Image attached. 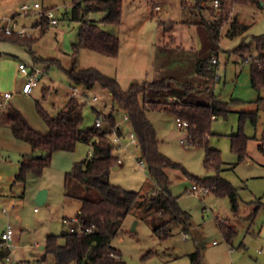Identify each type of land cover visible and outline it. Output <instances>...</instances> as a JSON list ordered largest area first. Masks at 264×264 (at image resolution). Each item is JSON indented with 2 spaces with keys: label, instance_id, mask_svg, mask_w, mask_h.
I'll list each match as a JSON object with an SVG mask.
<instances>
[{
  "label": "rangeland",
  "instance_id": "1",
  "mask_svg": "<svg viewBox=\"0 0 264 264\" xmlns=\"http://www.w3.org/2000/svg\"><path fill=\"white\" fill-rule=\"evenodd\" d=\"M155 1L160 2L157 11L153 10ZM185 1L187 8L182 6V0H122L120 23L101 24L105 30L118 36V56L110 57L82 49L77 57L76 68H96L115 77L124 90L133 83L153 82L164 77H174L197 87L212 88L213 78L201 73L198 65L213 55L217 56L221 78L217 88L212 90L223 100L234 101L230 102L226 116L212 120L208 145L220 151L223 164L218 174L236 189L237 212L234 213L225 195L209 192L195 196L188 191L193 183L203 185L199 181L217 173L204 164V146L181 143V138L186 136V129L177 126L176 116L172 112L147 110V117L159 140L158 150L176 163L175 166L165 167V172L170 180L171 194L178 197L180 208L189 213L190 224L185 226L172 221L167 226V235L156 234L153 227L159 222V216L154 209L145 210L142 206L133 208L111 238V245L120 251L125 264H191L189 255L196 249L202 253V264L264 262L261 256L255 261L249 258V254L256 255L250 243L244 258H235L218 227V222L236 221L240 230L238 236L232 239L236 244L238 239L244 236L248 239L252 232H259L264 223V105L253 103L257 96L264 97V88L256 92L247 75L248 61L257 54L255 39L264 37V0L236 4L231 9L229 19L221 24L218 48L213 47L207 28L200 23L202 18L218 21V12L209 10L211 0H201L200 11L193 6L196 0ZM34 2H38L41 8L54 10L56 22L39 35L32 46L36 56L51 59L52 62L45 68L32 92L23 94L17 90L21 86V77L12 61L20 59L29 62L32 56L22 46H18L20 52L14 55L1 50L0 59L5 62L0 63V92H12L13 98L6 102L17 107L35 130L46 132V125L36 111V102L52 116L68 102L72 85H69L65 69L72 66V44L77 41L80 24L64 17V13L70 10L71 0H0V23L8 22V18L20 14L21 4L32 6ZM236 13L248 27L245 32L229 37V21ZM102 16V12L91 14V18L96 20ZM16 20L19 27L28 28L26 36L38 35V26H34L38 17L34 12L20 15ZM138 27L145 29L141 32L143 34L135 30ZM150 37L154 40H149ZM172 37L173 42L170 39ZM87 94L85 102L80 97L76 98L84 103V127L92 126L98 113L104 115L110 112L113 104L109 91L99 84H95ZM163 95L159 94L160 97ZM93 96H97V99L92 100ZM248 111L256 112V120L252 122L246 119L241 124L240 113ZM114 115L127 137L131 126L124 112L119 109ZM240 127L248 138L246 156L238 161L237 154L230 148V136L238 132ZM127 141L123 137L122 142L126 144ZM4 148H0V195L4 198L7 215L2 218L0 215V220L3 222L2 227L7 221L13 227L14 246L9 255L10 260L0 259V264H10L15 259L38 260L42 255L39 246L44 244L48 234L68 231L62 217L77 215L81 205L79 196L98 197L95 192L84 191L79 182L68 181L67 186L64 183L65 174L75 162L91 153L92 144L78 142L73 151L54 152L51 162L43 168L41 177L29 175L25 186H16L14 195L8 193L10 180L15 163L21 157L17 150ZM113 153L119 162L117 168L111 169L109 181L143 196H151L157 186L146 165H138L139 149L134 144H128L127 147L116 145ZM41 184L45 186L43 189L49 188V195L44 203L39 204L36 201L38 192L35 195L33 192ZM67 191H73V195H66ZM249 207L256 208L253 215L247 212ZM247 227L250 233L245 232ZM261 237H257V240H261ZM214 240L218 243L213 244ZM59 241L62 243L63 238ZM259 248L257 246L255 251Z\"/></svg>",
  "mask_w": 264,
  "mask_h": 264
},
{
  "label": "trees",
  "instance_id": "2",
  "mask_svg": "<svg viewBox=\"0 0 264 264\" xmlns=\"http://www.w3.org/2000/svg\"><path fill=\"white\" fill-rule=\"evenodd\" d=\"M260 1L219 0L218 10L210 7L212 13L218 12L216 13L218 21L202 18L200 23L207 28L213 47L218 48L221 24L229 19V13L236 4ZM200 2L201 0H196L193 4L199 11L202 8ZM182 6L188 7L185 0H182ZM95 12H102L103 16L98 20L91 18V14ZM121 16L122 0H71L70 10L64 13V17L78 22L80 26L77 41L72 44V66L65 69V73L70 85L81 84L91 89L95 84H99L109 91L113 104L110 112L104 115L111 125H116L114 114L119 109L127 116L137 139L139 159L144 161L157 189L151 196H143L109 181L111 169L118 164V157L113 153L114 146L108 135L109 128L106 124L82 126L84 103L76 98H69L54 116L48 114L36 102V111L47 126L46 132L35 130L15 106L7 105L0 109V124L7 126L14 138L27 143L32 149V154L23 155L19 161V169L12 178L11 187L24 186L29 175L41 176L43 168L51 162L54 152L73 151L78 142L92 144L91 153L74 163L73 168L65 174L64 183L67 186L68 181L79 182L84 191L98 194L94 199L79 196L81 205L76 215L83 227L93 224L94 231L77 233L64 230L59 234H48L43 244L42 255L36 260L37 264H125L120 251L111 245V238L118 232L121 223L133 208L142 206L145 210L154 209L159 216V222L153 227L156 234L167 235V226L172 221L185 226L189 224V213L180 208L178 197L171 194L170 180L165 172V167L175 166L176 163L158 150L159 140L154 126L147 117V110H168L176 118L188 122L186 137L190 141L189 145L204 146V164L217 172L216 175L199 181L200 184L208 186L211 192L227 196L232 210L237 211L236 189L218 174L223 164L220 151L208 145L212 120L218 116H226L233 99L223 100L210 87H197L174 77L133 83L124 90L115 77L108 76L96 68H76L77 57L82 49L110 57L118 54L120 45L118 36L105 30L101 24L117 25L121 21ZM51 24L47 17L38 19L34 23L39 29L37 36L5 33L0 30V40L25 47L30 52L32 61L46 65V68L52 60L36 56L32 46ZM247 27L246 23L239 21L234 15L230 18L227 35L234 37L245 32ZM255 42L258 54L250 57V61L248 58L246 60L249 62L251 86L260 91L264 88V37L256 38ZM210 59L200 62L199 71L214 77L215 68L208 67ZM161 93L164 94L162 97L159 96ZM253 103L257 106L264 105V97L259 95ZM246 119L254 122L256 112H241L240 123ZM117 128L121 132L120 127ZM247 138L241 127L230 136V148L237 154L238 161L246 156ZM34 152L38 154L33 155ZM66 195H73V191H67ZM219 228L225 239L230 241L235 231L224 222H219ZM60 238H63L62 243L59 242ZM7 253L8 251L0 248V259L2 260ZM111 253L118 255L119 258L112 256ZM49 257L52 258L51 261L48 260ZM189 257L191 264H202V253L199 249L193 251Z\"/></svg>",
  "mask_w": 264,
  "mask_h": 264
},
{
  "label": "built area",
  "instance_id": "3",
  "mask_svg": "<svg viewBox=\"0 0 264 264\" xmlns=\"http://www.w3.org/2000/svg\"><path fill=\"white\" fill-rule=\"evenodd\" d=\"M205 2L206 0H202ZM211 7L218 10L219 9V0H211ZM159 8V3H156L154 6V9ZM20 14H16L14 16H11L7 19L9 22H2L0 23V30H3L5 33H17L19 35L27 34L28 28L24 26H18L16 18L20 15H27L28 13L34 12L38 19H41L43 17H47L50 19L51 23H55V14L53 9L49 8H41V5L38 2H34L33 5H29L27 3H23L20 6ZM213 65H215V78H218V70L217 67V59L215 57H212L210 61ZM18 73L21 77V86L20 91L25 94H29L33 87L38 83L40 76L45 72V66L36 64L32 61L26 62V61H19L17 65ZM87 89L84 85L76 84L72 85L70 87V93L69 98H78L80 97L84 102L87 100L88 94ZM12 93L9 91H4L0 94V108L4 106L6 101L11 97ZM97 96H93L92 100H96ZM127 119V116H125ZM95 126H102L103 124H106L109 128L108 135L110 136L111 143L113 146L116 145H124V147L128 146V143L124 144L122 142L123 135L121 132H119L117 125H111L109 121L106 119L105 115L103 113H98L96 116V119L94 121ZM176 124L179 128H187L188 122L181 118H176ZM129 141L131 144H134L138 148L137 139L134 135V132L131 130L128 134ZM181 143L183 144H190L189 139L185 136L182 138ZM119 162V159H118ZM139 166H144V161L142 159H139L138 161ZM191 193H193L195 196H200V194H207L211 192L210 188L206 185H199L198 183H193L189 190ZM0 211L4 214H7L6 207L3 205V199L0 197ZM62 222L67 225L68 231L70 232H77V233H90L94 231L95 226L93 224L89 226L83 227L80 223V220L77 216L74 217H64L62 219ZM13 238H14V230L11 224L7 221L1 232H0V248L8 251L6 256L4 257L6 260H10V252L13 244ZM257 253L264 256V248L257 249ZM112 256L119 258L118 255L112 254ZM10 264H37L36 260H25V259H15L14 261H10ZM256 264H264L263 261H259Z\"/></svg>",
  "mask_w": 264,
  "mask_h": 264
},
{
  "label": "crops",
  "instance_id": "4",
  "mask_svg": "<svg viewBox=\"0 0 264 264\" xmlns=\"http://www.w3.org/2000/svg\"><path fill=\"white\" fill-rule=\"evenodd\" d=\"M156 3H159V8H160V2L159 1H155L154 2V4H153V10H155V11H157V10H159V8L158 9H154V6H155V4ZM262 5H263V3H261ZM237 18H238V20H240L241 22H243L239 17H238V13H236V15H235ZM135 30H137L138 31V34H143V33H141L143 30H145V29H143V30H141V28H135ZM171 39V42H173V39H174V37H172V38H170ZM149 40H151V41H153L154 39H153V37L151 38H149ZM120 46V45H119ZM172 47V46H171ZM1 50H4V51H7V52H9V53H13V55H14V53L15 52H20V50H19V48H18V45H16V44H14V43H11V42H8V41H5V40H0V53H1ZM118 53H119V51H118ZM257 54H258V52H257ZM256 54V55H257ZM117 56H118V54H117ZM0 57H1V55H0ZM212 57H215L216 59H217V67H216V69L218 70V58H217V56H215V55H213ZM2 61H4L5 62V60H3V59H0V63L2 62ZM12 61V60H11ZM19 61H24V60H17V62L16 61H12L13 63H14V65H15V69H17V65H18V62ZM209 64H208V67L210 68V67H215V65H213L211 62H208ZM248 66H249V63H248ZM18 70V69H17ZM1 68H0V73H1ZM247 75H248V81L250 82V71H249V68H247ZM0 78H1V75H0ZM213 78V83H212V88L214 89V88H217V82H219V80H220V78H221V76H220V74L218 75V78H215V77H212ZM37 85V84H36ZM35 85V86H36ZM70 85V84H69ZM250 85H251V83H250ZM34 86V87H35ZM33 87V88H34ZM252 87V86H251ZM211 88V87H210ZM253 88V87H252ZM254 89V88H253ZM17 90L19 91V92H21L20 91V88L18 89L17 88ZM255 90V89H254ZM4 92V91H3ZM32 92V91H31ZM30 92V93H31ZM256 92H258L257 90H256ZM2 92H0V94H1ZM12 93V92H11ZM22 93V92H21ZM29 93V94H30ZM70 93V92H69ZM13 94V93H12ZM23 94H25V93H23ZM220 97V96H219ZM258 97V96H257ZM257 97H256V99H257ZM10 98H13V95H11V97ZM9 98V99H10ZM221 98V97H220ZM8 99V100H9ZM222 99V98H221ZM255 99V100H256ZM0 100H1V98H0ZM254 100V101H255ZM6 104L5 105H12V104H10L9 102H5ZM17 108V107H16ZM1 109V108H0ZM18 109V108H17ZM126 116V115H125ZM126 119V118H125ZM27 120V119H26ZM127 120V119H126ZM128 121V120H127ZM116 123H117V126L118 127H120V129H121V133H122V135H123V137H125L128 141H127V143L128 144H131L130 143V141H129V136H127L126 137V135H125V133H124V129L122 128V126H121V124L120 123H118L117 121H116ZM30 124V123H29ZM130 124V123H129ZM33 128H34V126H32ZM34 129H36V128H34ZM45 131H47V126H46V130ZM210 137H211V134L208 136V142H209V140H210ZM182 139V138H181ZM8 148V149H15V150H17L18 152H19V154H20V157L22 158V156L23 155H26V154H32V149H31V147L27 144V143H25V142H23V141H20V140H17L16 138H14L13 137V135H12V133H11V130L7 127V126H4V125H1L0 124V148ZM4 148V149H5ZM213 148H216V147H213ZM217 149V148H216ZM21 158L19 159V160H17V162L15 163V166H14V172H12L13 174H12V178L14 177V175L17 173V171H18V169H19V161L21 160ZM7 161V160H6ZM9 163H11V162H9ZM117 166V165H116ZM118 167V166H117ZM39 177H41V176H39ZM38 177V178H39ZM10 181H12V179L10 180ZM27 181V180H26ZM10 184H11V182H10ZM25 185H26V182H25ZM24 185V186H25ZM43 187H45V186H43V184H41V185H38L37 187H36V189L34 190V192H33V195H35L37 192H39V190H41V189H43ZM15 189H16V186L15 187H9V195H14V194H16L15 193ZM169 189H170V186H169ZM189 191V190H188ZM171 192V191H170ZM2 195V194H1ZM0 195V197L2 198V196ZM48 195H49V188L47 187V189H46V200L48 199ZM3 199V203H4V198H2ZM45 200V201H46ZM44 201V202H45ZM4 205V204H3ZM255 210H256V208L254 207V208H248V210H247V212H250L249 213V215H253V213L255 212ZM235 212H237V211H234V213ZM0 215H1V218H2V216L3 215H7V214H4V213H2L1 211H0ZM64 217H68V216H63L62 217V219L64 218ZM224 223H226L230 228H232L234 231H235V233H234V235H233V237L235 238V237H237L238 236V231H240L239 230V227H238V223L236 222V221H234V220H231L230 222H225V221H223ZM2 219L0 220V225H1V230H2ZM190 224V223H189ZM3 226H4V224H3ZM218 227H219V222H218ZM220 229V228H219ZM1 232V231H0ZM245 232L246 233H250V231L248 230V227L246 228V230H245ZM222 236H223V234H222ZM244 236V235H243ZM242 236V237H243ZM260 236H262L261 237V240H257V237H260ZM233 237L231 238V240L230 241H228V240H226L225 239V237L223 236V239H224V241H225V243H226V245L230 248V252H234V256H235V258L237 257V258H244V255H246V251H247V249H248V244L250 243V245L252 246V248L254 249V252H256V255L255 254H253V255H251V254H249V258L250 259H252L253 261H255L258 257H264L263 255H260V254H258L257 253V250L255 251V249H256V247L258 246V247H260V248H264V223H263V225H262V227L260 228V230H259V232H257L256 234L254 233V232H252L251 233V235H250V237H248V239L246 238V236H244V238H242V239H238V241H237V243L235 244L233 241L234 240H232L233 239ZM60 242V241H59ZM213 244H217L218 242L216 241V240H214L213 242H212ZM233 250H235V251H233ZM244 252H243V251ZM242 251V252H241ZM243 255V256H242ZM50 261V260H49Z\"/></svg>",
  "mask_w": 264,
  "mask_h": 264
},
{
  "label": "water",
  "instance_id": "5",
  "mask_svg": "<svg viewBox=\"0 0 264 264\" xmlns=\"http://www.w3.org/2000/svg\"><path fill=\"white\" fill-rule=\"evenodd\" d=\"M113 168H117V166H114ZM45 200H46V189H41V190H39V192L36 196V201H37V203L42 204V203H44ZM39 248L41 250H43L44 245H40Z\"/></svg>",
  "mask_w": 264,
  "mask_h": 264
}]
</instances>
